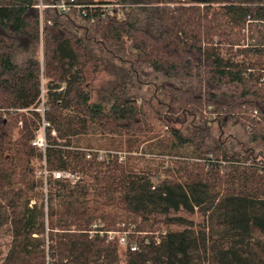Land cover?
I'll list each match as a JSON object with an SVG mask.
<instances>
[{
  "label": "trees",
  "instance_id": "trees-1",
  "mask_svg": "<svg viewBox=\"0 0 264 264\" xmlns=\"http://www.w3.org/2000/svg\"><path fill=\"white\" fill-rule=\"evenodd\" d=\"M251 144L264 0H0V264H264Z\"/></svg>",
  "mask_w": 264,
  "mask_h": 264
},
{
  "label": "built area",
  "instance_id": "built-area-1",
  "mask_svg": "<svg viewBox=\"0 0 264 264\" xmlns=\"http://www.w3.org/2000/svg\"><path fill=\"white\" fill-rule=\"evenodd\" d=\"M58 8H61L63 10L67 9V7L64 3L59 4ZM119 15L121 16V13ZM33 144L36 147H38L44 153L47 144H46V139H45L43 129L38 130L36 138L33 141ZM98 154H99V157L102 158V157H104L106 152L101 150V151H98ZM120 155H121V157H120V159H121L123 157V153H120ZM49 174H51L52 177L55 179H68L71 182H75V180L77 178L73 173L67 172V171L55 170V171L49 172L48 169L46 168L45 159L43 157L42 164H41L40 168L37 169V175L42 177V179L45 182L46 178ZM106 235H107L108 240H115L119 247L126 248L127 246H129V248L131 250H136L140 247L139 243H137V242H132V243L128 244L126 236L124 233L117 232V231H107Z\"/></svg>",
  "mask_w": 264,
  "mask_h": 264
},
{
  "label": "rangeland",
  "instance_id": "rangeland-1",
  "mask_svg": "<svg viewBox=\"0 0 264 264\" xmlns=\"http://www.w3.org/2000/svg\"><path fill=\"white\" fill-rule=\"evenodd\" d=\"M187 85L192 88H196V87L198 88L199 86L201 87V85L203 86V84H199L194 80H189ZM219 92L224 93L227 96L228 95L237 96V91L235 90V88H232V87H220ZM212 129H213V132L217 134L218 128H217L216 123L212 124ZM223 136L225 137V140L228 143V145L234 149H239L242 143H245V142L247 143V136L245 135L242 128L238 125L227 126L224 130ZM251 146L255 148L256 152L262 150L263 151L262 153L264 154V147L261 146L260 144H251ZM120 248L123 249L122 247Z\"/></svg>",
  "mask_w": 264,
  "mask_h": 264
}]
</instances>
